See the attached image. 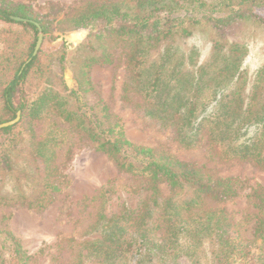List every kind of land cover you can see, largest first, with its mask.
<instances>
[{
    "label": "trees",
    "instance_id": "trees-1",
    "mask_svg": "<svg viewBox=\"0 0 264 264\" xmlns=\"http://www.w3.org/2000/svg\"><path fill=\"white\" fill-rule=\"evenodd\" d=\"M129 1L135 3L129 6ZM260 11L264 0H86L72 9L69 20L71 30L87 31L75 51L90 53L78 64L77 91L60 94L48 88L52 56L41 48L32 56L38 27L43 40L49 33L46 16L23 3L0 0V124L20 112L16 124L0 129V140L6 138L10 149L30 132L33 162L41 161L43 171L33 201L36 207L45 209L67 184L54 163L57 151L67 143V131L79 134L127 175L133 184L125 193L138 197L133 207L122 205L111 215L98 212L79 239L58 242V246L62 242L69 248L79 246L77 264H83L82 259L91 264H264V187L256 185L245 195L255 213L249 215L250 236H243L233 217L216 206L238 197L242 181L218 177L204 166L133 144L125 137L121 120L100 98L87 109L77 95L93 90L90 68L112 65L118 59L113 50L122 46L124 102L139 98L136 107L168 128L186 149L203 145L221 161L250 162L264 169V66L249 79L242 68L246 46L235 41L225 45L215 40L203 62L198 61L196 48L183 52L176 43L193 35L195 28L210 29L221 38L235 25L249 23L264 33ZM81 37L76 33L70 40ZM55 60L63 69L65 51ZM52 114L59 123L48 124L46 134L38 138L32 122ZM70 153H65V160ZM7 156V152L0 155L6 170ZM38 168L29 173H37ZM13 191L19 198L25 196L22 186ZM110 193L111 186L105 187L82 202L105 201ZM4 198L1 194L0 202ZM33 202L25 204L31 207ZM10 240V259L0 258V264H38L16 240Z\"/></svg>",
    "mask_w": 264,
    "mask_h": 264
},
{
    "label": "rangeland",
    "instance_id": "rangeland-1",
    "mask_svg": "<svg viewBox=\"0 0 264 264\" xmlns=\"http://www.w3.org/2000/svg\"><path fill=\"white\" fill-rule=\"evenodd\" d=\"M11 1L29 6L37 14L45 15L49 21V33L40 46L43 52L50 54L54 60L48 88L60 94H68L70 90L77 91L75 73L79 62L90 51H75L76 46L87 36V31L71 30L69 19L72 17V9L82 7L86 0ZM134 3L129 1V6ZM260 13L264 15V11ZM2 26L0 23V28ZM76 33H82V37L73 42L70 37ZM218 39L225 45L235 41L246 46L242 68L247 72L246 76L249 79L253 78L258 68L264 66V33L249 23L235 25L221 38H217L210 29L195 28L193 35L176 43L183 52L192 47L196 48L199 53L198 61L203 62L210 57L212 43ZM121 47L113 50L118 59L112 65H93L90 68V87L93 90L85 94L77 92L80 104H84L88 109L94 100L100 98L110 112L121 120L124 135L133 144L159 149L181 161L204 166L218 177L238 178L242 181L238 197L216 206L233 217L240 226L242 235L249 237L253 224L249 215L255 213V210L246 203L245 195L256 185L264 187V169L250 162L221 161L217 157H212L203 145L186 149L178 144L168 128H161L157 121L148 118L142 109L136 107V103H140L139 98L134 97L131 102H124L121 98V84L126 78V72L125 54L122 53ZM61 51H65L66 56L63 69L55 60ZM92 53H99V50ZM152 55L155 56L156 52ZM72 105L73 103L71 107ZM53 122L59 123L53 114L40 121H33L34 134L41 138L46 134V126ZM28 132L17 138L13 143L14 147L10 149H7L10 144L6 138L0 140V155L8 153L7 162L10 166L6 170L3 163H0V195L7 197L0 202V258L10 259L12 238L38 264H77L79 246L72 244L69 248L65 242L58 246V242L71 237L79 239L82 230L93 223L100 211L111 215L118 212L122 205L135 206L138 197L125 193L133 182L127 175L119 173L106 156L93 151L87 140L74 131H67V143L57 151L58 155L54 162L59 165L67 184L60 193L54 194L45 209H38L36 202L33 201H36L39 195L43 177L42 162L40 160L41 163L33 162L29 146L31 137ZM68 150L71 152L70 159L65 160L64 156ZM262 154L264 155V150ZM35 166L39 167L38 172L29 173ZM17 176L19 180L16 179ZM21 186L25 196L19 198L13 189ZM110 186L111 193L105 201L83 204L84 198L92 197L100 189ZM162 188L167 194V189L164 186ZM28 202H33V205L28 207L25 204ZM81 261L83 264H91V261L84 262L83 259Z\"/></svg>",
    "mask_w": 264,
    "mask_h": 264
},
{
    "label": "water",
    "instance_id": "water-1",
    "mask_svg": "<svg viewBox=\"0 0 264 264\" xmlns=\"http://www.w3.org/2000/svg\"><path fill=\"white\" fill-rule=\"evenodd\" d=\"M11 19L14 21H17V22H26L27 21V20H23V19L18 18V17H11ZM42 40H43V33H42L41 29L38 27L37 40L35 43V47H34L32 56H35L37 54L38 50L40 49ZM19 118H20V112H17L16 117L13 120L0 124V129L7 128V127H10V126L16 124L19 121Z\"/></svg>",
    "mask_w": 264,
    "mask_h": 264
}]
</instances>
